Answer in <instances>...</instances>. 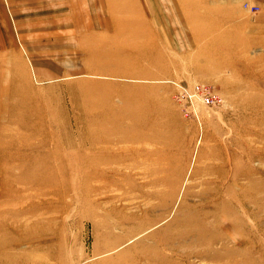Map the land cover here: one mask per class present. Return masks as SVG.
<instances>
[{
	"label": "rangeland",
	"instance_id": "obj_1",
	"mask_svg": "<svg viewBox=\"0 0 264 264\" xmlns=\"http://www.w3.org/2000/svg\"><path fill=\"white\" fill-rule=\"evenodd\" d=\"M0 264H264V0H0Z\"/></svg>",
	"mask_w": 264,
	"mask_h": 264
},
{
	"label": "built area",
	"instance_id": "obj_2",
	"mask_svg": "<svg viewBox=\"0 0 264 264\" xmlns=\"http://www.w3.org/2000/svg\"><path fill=\"white\" fill-rule=\"evenodd\" d=\"M211 93V90L203 87V90L201 89H197V91L195 93H192L191 95V101H193L194 99H196L197 96L202 95L203 96V101L207 106H211L212 104H214L215 98L214 96H211L209 93Z\"/></svg>",
	"mask_w": 264,
	"mask_h": 264
},
{
	"label": "bare ground",
	"instance_id": "obj_3",
	"mask_svg": "<svg viewBox=\"0 0 264 264\" xmlns=\"http://www.w3.org/2000/svg\"><path fill=\"white\" fill-rule=\"evenodd\" d=\"M212 96H214V95H212ZM193 101H195V99Z\"/></svg>",
	"mask_w": 264,
	"mask_h": 264
}]
</instances>
